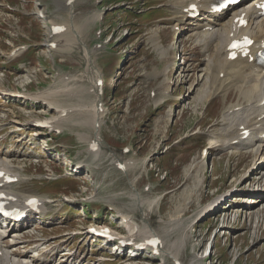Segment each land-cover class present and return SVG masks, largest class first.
<instances>
[{
    "label": "rangeland",
    "instance_id": "rangeland-1",
    "mask_svg": "<svg viewBox=\"0 0 264 264\" xmlns=\"http://www.w3.org/2000/svg\"><path fill=\"white\" fill-rule=\"evenodd\" d=\"M0 1L7 3L10 1L32 15V17H20L18 14L4 13V10L0 9L1 18L8 20L13 26L12 30L7 31V35L14 39L16 44L33 42L32 37L35 43L43 44L37 46V50L33 48L27 56L35 61V65L17 76V79L16 74L0 72L1 85L17 86L21 89L23 86L20 85L24 83L23 91L25 92H27L26 88L39 90L50 86L51 71L57 70L67 73L70 77L69 86L85 85L87 88L91 86L92 82L88 81V76L84 73L86 64L83 50L75 48L76 50L71 49L65 53L59 48L52 51L48 49L46 42L50 38V19L66 27L70 25L74 27L73 23L79 26L86 24L82 34L86 47L90 49L89 51L93 50V53H96V63L103 70L106 79L110 81L109 87L105 89V113L102 121V137L106 139L108 145L102 146L98 159H94L90 153L86 152L88 140L83 141L77 135L79 131L88 133L90 131L88 128L64 126L66 136L57 140L63 143L64 148L57 147L54 150H48V146H53L55 142L46 136L37 137L24 132L22 141L16 142L17 136L11 139L9 152H20L19 161L21 164H26L22 171L25 182L15 186L20 192L38 194L49 198L52 203L56 202L53 208L60 210L56 220L60 219L64 224L62 233L84 232L90 223H108L109 220L114 221L117 215L126 214L135 218L141 227L145 225L150 227L151 223V228L162 237L161 239L167 238L166 248L169 247L167 244L172 242L170 239L174 240L178 237L177 239L181 241L184 235L189 238L185 249L181 250L182 254H180L183 264L194 260L197 264L212 262L214 264H264V236L254 243L252 239L256 233L253 232L251 221L245 219L244 212L243 216L241 214L240 221H237L240 217H236L238 210L240 213V210L245 208L244 203L239 201L244 200L241 198L247 194H241L240 189L233 190V195L231 192L233 186L239 182L242 186H251L253 180L250 177L254 172L251 176L248 174L249 177L243 181L241 180L244 170L253 165V156L237 152L241 144H238L236 149L230 148L226 149L227 151H222L215 145L210 146V135L207 134V132L223 128L221 115L230 103L236 100L238 92L222 90L214 93L210 99L206 100V96L203 97V102L198 104L200 101L198 102L197 97L205 91L204 85L207 83L201 78L206 62H202L203 51L198 47L200 38L197 40L189 35L191 31L183 29L184 45L179 41L180 35L172 34L174 22L169 20L162 23L160 20L162 17L174 16L178 0H120L119 2L75 0L71 9L65 5L64 0ZM58 1L64 2L62 7L57 5ZM159 3H163L162 7L165 9L160 8L161 11H157L153 8ZM58 7L61 8L58 9ZM43 11L51 13V16L44 18ZM97 11L104 13L101 19L97 18L93 21V15ZM72 15L73 18H71ZM158 30L160 34H157ZM64 35L66 38L72 36L70 30H67ZM154 36L159 45H161L159 41H162L165 46H162L163 49L166 48L165 55L174 58L170 70L164 69L163 76L156 73L162 70L164 64L159 59L158 55L162 54V50L156 48ZM97 43L102 44L103 48L96 50ZM6 44L5 41L0 47L8 50ZM183 45L186 64L185 70L180 72L178 65L182 58L178 53ZM94 51L101 52L99 54ZM164 63L167 64L166 61ZM118 74L122 75L119 85L117 80L115 81V76ZM167 76L174 81L173 85L169 83L171 85L169 87H165L167 84H163L164 81H162ZM60 85L63 83L57 80L51 89H61ZM194 87H196L195 90H193ZM151 91H154L155 95H151ZM206 93L209 96L211 91ZM67 95V93H61L55 98L69 109L76 108L81 111L86 107L84 101L89 104L94 102L92 92L86 94V97H80V101L76 96L69 98ZM15 100L25 106V102L21 99L15 98ZM157 100L161 101L157 103ZM9 103L10 100L4 97L0 100V123L8 125L10 127L8 129L16 124L15 122L19 120L18 115L22 114V111L38 110L39 112L34 113L36 117H44L51 112L44 104L40 107L23 109L24 107L12 108ZM15 104L11 105L15 106ZM14 110L18 112L15 115ZM25 117L28 115L23 113L21 119L24 120ZM219 139L215 141L216 144ZM126 146L130 149L128 152L123 151ZM211 149L212 154L209 153ZM78 154L83 162L89 163L85 170L93 171V179L99 181L101 185L100 191H95L97 195L90 199L92 202L88 205L82 199L85 198L86 193L93 192L94 187L90 186L82 172L74 170L73 162H77L74 155ZM117 155L126 159L130 158L128 160L132 161L140 159V162L124 169L129 172L127 174L128 172L125 173L115 167L114 158H117ZM145 156H149V159ZM144 158L148 160L142 166L141 162ZM39 172H43L42 177L49 176L47 172H54L56 175L62 174L63 178L53 183L46 180L40 181L35 178L39 176L37 175ZM67 175L69 177H66ZM41 182H44L43 190L38 188ZM132 184L141 196L132 189ZM239 186L242 188L241 185ZM227 192L231 196L225 199L217 211L195 219L197 214L195 212L200 206L208 204L219 194ZM134 193L136 199L133 198ZM66 199H77V201L68 203ZM154 199H157L156 202L151 204ZM137 200L138 204L143 206V210L138 207ZM156 204L158 206H154ZM82 205L85 206L84 209L81 208ZM102 207L105 208L104 212ZM233 207H238L237 212L234 210V213L233 209L229 211ZM224 209L229 212H222ZM95 210L98 213H95ZM180 210L186 219L183 220L185 225L188 226L191 220L195 219L196 226L189 230L184 226L182 231L179 229V233L175 231L165 237L162 219L169 221L177 217ZM67 211L70 214L67 213L66 216L64 214ZM112 211L114 217H111ZM143 211L151 214L149 222L142 218ZM220 211V215L216 216ZM244 220L246 221L243 223ZM248 227H251V232L248 231ZM245 230H247L246 233ZM36 233L44 237L54 235L51 230L46 229ZM29 237L33 236L29 235ZM80 245L87 246V257L96 256L97 259L104 256L107 259L105 264H128L125 258L110 257V253L94 238L86 237L81 241L69 240L66 244L70 250H76ZM206 248H208L207 251ZM209 249L213 254L211 258L206 260L196 258L195 251H199V256H202ZM83 251L81 250L79 256ZM168 262L173 264L172 259Z\"/></svg>",
    "mask_w": 264,
    "mask_h": 264
},
{
    "label": "bare ground",
    "instance_id": "bare-ground-1",
    "mask_svg": "<svg viewBox=\"0 0 264 264\" xmlns=\"http://www.w3.org/2000/svg\"><path fill=\"white\" fill-rule=\"evenodd\" d=\"M256 1L257 0H254L250 4L241 5L239 7L232 9L231 11L223 10L221 12H213L211 10L212 8L211 6L212 4L216 2V0H182L181 2V12L184 16L187 17L188 22H190V20L191 21L194 20V19H191V17H188V14L190 11L185 12L192 3H196L202 10V13L198 15L199 18L195 19V20H198L196 21V24H197L196 26L198 30H195L193 32H195L197 36L200 34L202 36L207 35V38L201 43V46L204 49V54L206 52V55L208 56V58H205L207 65L205 67V71H204L205 73H204L203 79H205L206 82L212 83L211 92L213 93V90L217 84L216 80L222 82L220 87L217 89L223 88L222 90H225L227 92H230V91L238 92V96L235 102H233L230 106H228L227 109H225L224 113H222L221 115L223 124H225L226 126L229 125V127L226 129L221 127L222 129H216L213 132H207V134L210 135V146L215 145L216 148L222 151L224 147L232 148V147H235L237 144L239 145L245 144L247 145L246 146L247 148L251 146L254 147L253 149L249 151V153L251 156H253V160H254V165L251 167L250 170H251V173L254 172L255 182L251 184L252 185L251 187L242 186V188L248 189V190H245L248 193H249V188L254 190V192H258L257 193L259 194L258 199H255L257 198V196H249L244 199L246 202L254 203V204L261 202L262 199L264 198V172L262 173L261 171H259L260 169H258L260 168V166L262 167L264 166V157L259 158L261 150L264 149V136H263L264 135V109L262 105L260 104L261 98L264 95V67L257 65L255 61L248 60V58L238 57L237 59H234V60L228 59L227 53H226V47L228 45L229 38H230L229 34L234 29V25L232 22L233 18L245 13L246 16L250 18V23L247 27L240 28L239 31L240 33H246L255 39L254 45L251 47V49L253 51L252 54L256 55V51L260 48L262 41L264 40V15H261L260 10L255 6ZM58 4L62 7L64 3L58 1L57 5ZM61 7H58V9H60ZM50 16H51V13L43 11L44 18H49ZM57 17H59V15ZM227 17L228 19L226 20ZM71 18H73V15ZM97 18L98 19L101 18V12L94 13L93 21ZM50 22L53 24H59V23L52 22L51 19H50ZM73 24L75 25L74 27L71 25L70 27H66L64 25L59 26L57 28V31L59 33L56 34L55 36H52L51 41L56 42L57 44H54V45L56 47H58L59 45L58 47L59 50H62L65 53L75 48H78V49L80 48L81 51L82 50L84 51L85 53L84 59H85V64H86L84 73L85 75L88 76V80H91L92 82L91 88L90 86H88L87 88L85 85H80L77 87L72 86L70 89L65 86H62V87L60 86L61 89H52V90L50 89L47 91H40V92H33V93L28 92L29 94L23 91L24 92L23 97H15V98L21 99L23 102H25V106H23L24 107L23 109H29L33 106L35 107L39 103H45L47 104L48 108L55 109L57 112V116H53L52 120L49 122L50 127H52L53 129H57V128L61 129L62 127L64 128V126L66 125L72 128L75 126L88 128L90 130L88 133L79 131L77 132L78 136L83 141L88 140V143H90L93 139L98 141L99 148L97 150V153H95V154H98L99 150H102V146L105 145V142L102 139V134H101L102 125H103L102 121L104 118V114L102 113L103 111H100L97 106L98 102L101 100V96L99 95L97 91L96 83L99 79H103L104 75H103V70H101L96 63V53H93V50L89 51L90 49L86 47V42L83 39V35H82L84 32L83 27L86 24L83 23L84 26H79L76 23H73ZM67 30L71 31V34H72L71 37H67V38L65 37L64 33ZM50 32H51V28H50ZM236 32H237V29H236ZM157 34H160V33H158L157 31ZM154 37L156 41V36ZM51 41H48L47 44H49ZM160 44L161 45H159L156 41V44H155L156 48L158 50H162L164 57H168L169 55H165L166 48L164 49L162 48L163 46L162 42H160ZM165 66H167V64ZM221 73H223V77H220ZM170 79L165 78L162 80L164 81L163 84H167L165 85V87L170 86L169 84L171 82ZM198 83H200V81ZM23 84L22 86L24 87ZM73 87H75L76 89ZM230 88H233V89L229 90ZM195 89L196 87L193 88V90ZM204 89L205 91H203L201 95L199 94V97H197L198 102L200 101V103L198 104H201L203 102V99H204L203 97L205 96H206V100L210 99L206 93L208 92L207 87L205 86ZM15 91L16 90L6 88L4 87L3 84L2 85L0 84V95L2 96H9V94L14 95ZM87 92L93 93L94 102L92 104H89L87 103V101H84L85 102L84 105L86 107H84L81 111L76 108H70V109L66 108L63 105V103H61L59 100L55 98V96L61 95V93H67L69 96H76V98H78L80 101V97H86V94H88ZM212 95H214V93ZM86 104H89V105H86ZM62 109L68 110L67 115L64 117L60 115V113L62 112ZM42 111H44V109H42ZM36 112H39V111L38 110L34 112H29L28 110L22 111V114L25 113V115H28V117H25V119H28V120L25 123L20 122L19 124H31L32 122H34V120L36 119H33V118H36L34 114ZM76 117L78 118V120ZM37 121H41V120H37ZM17 128L19 129V127ZM243 129H249L250 132H249V135L245 139L242 140L243 135H244ZM33 134L39 135L40 131H37ZM217 139L219 140L217 141V144H216L215 141ZM235 141H238V142H235ZM100 143H101V147H100ZM1 152L2 150H0V153ZM209 153L212 154V149L209 150ZM145 157H148L149 159V156H145ZM148 159L147 158L143 159V161L141 162L142 166L146 164ZM137 162H140V159H136L134 161L132 160L125 161V169H128L134 163H137ZM2 165H4V168L9 171H15L13 169L14 165L11 162L5 164L0 159V166ZM83 166L84 164H81V161H79L76 167L82 168ZM127 172L125 171V173ZM127 174H129V172ZM244 176L245 177L248 176V173H245ZM133 182L134 181H132V183ZM239 185H240V182L238 186ZM133 187L132 189H134L141 196L140 192H138L137 189ZM7 188H8L7 184H4L2 186V189H7ZM28 196H31V195H28ZM87 197L91 198L92 196L88 195ZM228 197H229V192L222 193V194H219L215 199H213L208 204L204 206H200V208H198L195 212V214L197 213L195 219L199 218L202 215L203 216L207 215L213 209L218 208ZM156 200L157 199H154L151 204H154ZM244 200H241L242 202L241 201L239 202L244 203ZM139 206L141 207V204ZM154 206H158V204ZM154 206L152 207V212L154 211L153 210ZM45 209H47L46 205H45ZM45 209L41 213V216H40L41 221L40 222L39 220L35 221L32 223V225L38 226L39 224H43V223H54V220H53L54 217L47 216ZM141 209L143 210L142 207ZM183 209L184 208H182V210ZM232 209L233 208H230L229 211H231ZM182 210H180L179 215L177 217L172 218L169 221H165L166 219H162V222H163L162 230L164 232L165 237L169 236L170 234H173V232L175 231L179 233V229L182 231L184 226H186L187 227L186 229L188 230L196 226V222H194L195 219L191 220L192 222H190L188 226L187 224L185 225L183 220H186V219L184 218L183 212L181 213ZM225 211L229 212L228 210H225ZM225 211H222V212H225ZM233 212H234V209H233ZM220 213L221 211L218 214H216V216H219ZM181 214L183 215V218H181L182 216ZM241 214H242L241 212L240 213L237 212L236 217H241ZM150 215L151 214L147 211L142 212V218L148 222H149V219L152 217ZM127 218H128L127 215L122 214L120 216V220H122V224H124V219H127ZM245 219H248L249 221H251L253 232L256 233L252 239L253 242L254 243L256 241L258 242L259 241L258 239L264 236V212L261 210L257 211V210L249 209L248 213L246 214ZM56 223H59V226L52 227V231L54 235H52V237L42 238L40 240V243L36 245L35 247H31L29 245L30 239H27L25 233L20 232V231L16 232L12 237L10 235V238L8 237L5 238L4 242H10L11 245L9 248L4 249V257L2 258L1 264H22V262L20 260H16V258H14L13 255H19V256L26 257L29 254H31V252H33L34 250H38L42 245H46L47 247L44 253L42 254V256L40 255L33 256L30 261L34 263H39V262L41 263V262L48 261L50 258V255L57 254L59 249L67 242V240L75 239L76 236L78 235V233H76L75 235H73L70 232L62 233L61 228H60L62 227L61 225L62 221L59 220V221H56ZM0 224H1V221H0ZM151 226L152 224L150 223V227L145 226L144 228H139L136 236L144 240L145 237H148L151 234L156 233L158 235V233L155 232L151 228ZM248 228H249L248 231L251 232V227H248ZM15 229L16 227L13 226L11 228V232ZM246 232L247 230H245V233ZM86 233L89 234L88 231ZM51 238H54V239H51ZM177 238H175L174 240L170 239L172 242L167 244L169 246L168 248H166L167 238L163 239L162 245L159 247L158 251H160L161 253H165L170 258L174 257L175 259L180 260V254H182L181 250L185 249V244L186 242L189 241V238H187L185 235L182 236L181 241H179ZM79 239L81 240L82 238L80 237ZM98 240H101V239H98ZM206 251H207V248H206ZM69 253H72V252H64L63 255L66 256ZM207 255L208 253H205L204 258H207ZM64 256L60 259V261L57 264H65L67 262V259H65ZM86 256L87 255H85V257ZM72 257L73 259H75L74 255ZM85 257H83L80 262H76V263L73 262L72 264H88L87 260H83ZM197 257L199 258L198 254H197ZM89 259H92L94 261L95 256H91L89 257ZM27 264H30V263H27ZM94 264H102V262L101 261L94 262ZM188 264H197V262L196 260H194L193 262H190ZM209 264H214V262L209 263Z\"/></svg>",
    "mask_w": 264,
    "mask_h": 264
},
{
    "label": "snow or ice",
    "instance_id": "snow-or-ice-1",
    "mask_svg": "<svg viewBox=\"0 0 264 264\" xmlns=\"http://www.w3.org/2000/svg\"><path fill=\"white\" fill-rule=\"evenodd\" d=\"M153 243H155V241H153Z\"/></svg>",
    "mask_w": 264,
    "mask_h": 264
}]
</instances>
